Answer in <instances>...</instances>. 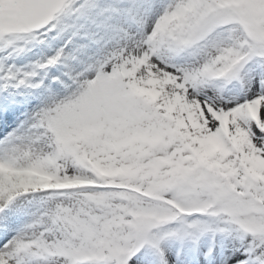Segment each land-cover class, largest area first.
Returning a JSON list of instances; mask_svg holds the SVG:
<instances>
[{
    "label": "snow or ice",
    "instance_id": "obj_1",
    "mask_svg": "<svg viewBox=\"0 0 264 264\" xmlns=\"http://www.w3.org/2000/svg\"><path fill=\"white\" fill-rule=\"evenodd\" d=\"M0 264H264V0H0Z\"/></svg>",
    "mask_w": 264,
    "mask_h": 264
}]
</instances>
